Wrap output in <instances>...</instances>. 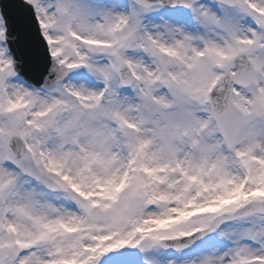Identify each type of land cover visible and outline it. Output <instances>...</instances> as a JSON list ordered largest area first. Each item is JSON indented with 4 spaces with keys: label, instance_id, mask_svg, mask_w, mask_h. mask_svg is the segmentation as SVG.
<instances>
[{
    "label": "snow or ice",
    "instance_id": "6c2138e0",
    "mask_svg": "<svg viewBox=\"0 0 264 264\" xmlns=\"http://www.w3.org/2000/svg\"><path fill=\"white\" fill-rule=\"evenodd\" d=\"M0 264H264V0H0Z\"/></svg>",
    "mask_w": 264,
    "mask_h": 264
}]
</instances>
